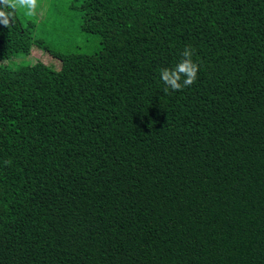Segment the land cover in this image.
Here are the masks:
<instances>
[{"label": "trees", "instance_id": "16d2710c", "mask_svg": "<svg viewBox=\"0 0 264 264\" xmlns=\"http://www.w3.org/2000/svg\"><path fill=\"white\" fill-rule=\"evenodd\" d=\"M75 8L97 53L0 66V264H264V0ZM0 10V61L29 54Z\"/></svg>", "mask_w": 264, "mask_h": 264}, {"label": "rangeland", "instance_id": "374dc122", "mask_svg": "<svg viewBox=\"0 0 264 264\" xmlns=\"http://www.w3.org/2000/svg\"><path fill=\"white\" fill-rule=\"evenodd\" d=\"M81 0H38L35 14L28 15L26 9H16L17 19L28 29L34 43L29 54L16 53L0 66L16 69L20 66L42 61L60 69L61 63L41 47L58 53L94 54L100 49L98 38L80 30L81 14L75 7ZM38 43V45L36 44Z\"/></svg>", "mask_w": 264, "mask_h": 264}, {"label": "clouds", "instance_id": "9594fccd", "mask_svg": "<svg viewBox=\"0 0 264 264\" xmlns=\"http://www.w3.org/2000/svg\"><path fill=\"white\" fill-rule=\"evenodd\" d=\"M38 0H0V6L5 8L26 9L28 15L35 14ZM11 13L0 10V24L4 27L10 26ZM183 59L174 68H162L160 70L161 80L166 85V91L170 88L173 91L192 85L196 82L198 65L192 60V51L185 47L181 53ZM183 80V83H181Z\"/></svg>", "mask_w": 264, "mask_h": 264}]
</instances>
